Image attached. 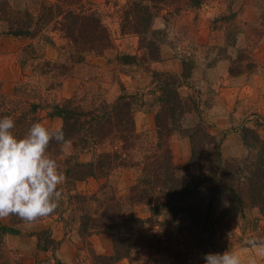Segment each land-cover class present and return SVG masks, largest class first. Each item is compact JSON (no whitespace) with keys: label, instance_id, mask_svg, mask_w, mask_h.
Instances as JSON below:
<instances>
[{"label":"trees","instance_id":"trees-1","mask_svg":"<svg viewBox=\"0 0 264 264\" xmlns=\"http://www.w3.org/2000/svg\"><path fill=\"white\" fill-rule=\"evenodd\" d=\"M37 11L11 9V0H0V21L8 24L6 33L36 38L52 28L67 40L71 61L82 62L87 54H103L111 49L114 36L102 14L88 0H40ZM110 1H107L109 3ZM208 0H125L116 3L121 34L139 37V53L121 56L123 64L146 63L161 59V32L154 22L164 11L171 16L182 11L200 8ZM35 5V2H33ZM38 4V1L36 2ZM37 12V13H36ZM52 43V38L46 37ZM189 61V60H188ZM63 74L71 70L62 66ZM194 65L184 61L180 74L154 71L148 95L156 106V138L144 141L136 126L135 107L145 101L146 94L130 92L121 82V94L114 101L82 99L77 94L55 102L50 117H59L67 143L76 153L61 160L64 145L53 141L49 153L63 165L66 190L73 206L78 233L89 244L94 234H109L113 249L108 255H94L100 264H201L207 253L232 250L235 245L233 224L239 216L257 210L254 230L256 240L264 241V137L250 127L243 128L244 144L256 153L239 160L225 158L221 153L222 140L208 130L202 117L201 98L185 94L192 88ZM230 72L234 74L233 70ZM197 90V89H196ZM198 92V91H197ZM19 93V91L17 92ZM7 98L0 94V118L10 116L15 121L18 136L26 133L34 122H40L41 102L32 98ZM90 101V102H86ZM195 112L198 119L186 124V117ZM175 132L188 136L191 157L185 173L174 157L171 139ZM109 145V147H106ZM94 150L90 161L79 154ZM63 162V163H62ZM196 166L198 171L190 169ZM135 168L139 175L129 188L126 199L118 196L109 178L119 169ZM90 178L101 182L95 192H84L77 182ZM104 181V182H103ZM226 194L229 207L220 209L219 195ZM140 204L151 207L155 227L149 220L137 216L131 208ZM165 218H159L160 216ZM8 225H0V264H19L6 247L4 235L20 233L14 227L16 217ZM17 220V219H16ZM151 221V219H150ZM247 226V225H246ZM246 226L242 224L243 232ZM43 230L36 233L38 246L47 250L58 242ZM55 264H65L57 259Z\"/></svg>","mask_w":264,"mask_h":264},{"label":"rangeland","instance_id":"rangeland-1","mask_svg":"<svg viewBox=\"0 0 264 264\" xmlns=\"http://www.w3.org/2000/svg\"><path fill=\"white\" fill-rule=\"evenodd\" d=\"M88 1L95 5L111 28L114 44L103 54H87L79 63L71 61L65 47L67 40L51 27L36 38H26L7 34L8 24L0 21V94L11 99L19 91L18 99L32 98L41 102L40 122L56 127L62 126L63 120L48 114L55 102L77 94L97 103L104 99L111 102L121 94L122 82L130 92L146 94L145 101L135 107V118L138 133L144 141L151 142L156 138L157 128L156 106L153 96L147 94L153 72L180 74L187 61L194 65L192 88L185 87L183 91L196 98L199 96L203 101L202 117L208 130L222 140V155L244 160L256 153L244 144L243 128L255 129L264 137V0H208L200 8L188 9L178 15L171 16L164 11L154 22V28L161 32V59L150 65L143 62L123 64L120 60L123 55L139 53V37L121 34L119 30L116 11L119 6L116 3L122 4L125 0ZM40 4V0H11V9L37 11ZM46 37L52 38L53 42H48ZM64 64L71 67L66 74L62 70ZM198 118L193 112L186 117L185 125ZM171 146L175 161L182 168L180 174H184L191 157V141L181 132H175ZM74 153V145L66 143L61 160ZM93 156V149L79 154L85 162ZM137 171L135 168L119 169L110 176L111 187L122 199L127 198L130 186L139 175ZM190 171L196 173L198 168L193 166ZM100 185L101 182L94 178L77 182V188L84 192H95ZM62 192L54 213L34 224H26L16 217L14 227L20 233L4 235L10 256L19 264H55L57 259L65 264H100L94 255L112 252L109 234H94L89 238V244L80 237L73 206L66 190L62 188ZM218 201L220 209L229 207L226 194H220ZM131 211L149 220L151 228L156 226L150 206L140 204ZM249 212V220L244 222L239 216L233 224L235 245L232 250L239 254L242 264H248L249 258H254L256 264H264V245L253 247L248 243L251 237L259 239L256 237L259 230L253 228L254 218L259 217V213L257 210ZM12 219L13 216L0 219V225L10 224ZM242 224L247 225L244 232ZM43 230L58 242L56 248L49 245L45 250L38 246L36 233ZM121 262L128 264L127 260Z\"/></svg>","mask_w":264,"mask_h":264},{"label":"clouds","instance_id":"clouds-1","mask_svg":"<svg viewBox=\"0 0 264 264\" xmlns=\"http://www.w3.org/2000/svg\"><path fill=\"white\" fill-rule=\"evenodd\" d=\"M10 116L0 118V219L15 216L34 224L59 207L66 176L60 162L48 151L55 141L67 143L62 126L50 127L34 122L18 136ZM253 247L256 240L248 241ZM264 245V241H260ZM205 264H242L234 250L207 253ZM248 264H256L249 258Z\"/></svg>","mask_w":264,"mask_h":264},{"label":"crops","instance_id":"crops-1","mask_svg":"<svg viewBox=\"0 0 264 264\" xmlns=\"http://www.w3.org/2000/svg\"><path fill=\"white\" fill-rule=\"evenodd\" d=\"M118 264H126V262H120V263H118Z\"/></svg>","mask_w":264,"mask_h":264}]
</instances>
